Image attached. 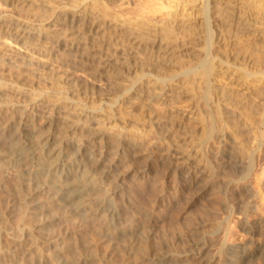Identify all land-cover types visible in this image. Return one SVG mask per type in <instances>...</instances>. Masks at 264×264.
Returning <instances> with one entry per match:
<instances>
[{"label": "bare ground", "instance_id": "6f19581e", "mask_svg": "<svg viewBox=\"0 0 264 264\" xmlns=\"http://www.w3.org/2000/svg\"><path fill=\"white\" fill-rule=\"evenodd\" d=\"M0 1L18 13L0 10V37L28 52L22 59L0 54V259L264 263V162L248 187H232L238 242L225 244V226L215 243L193 237L181 253L156 249L144 257L139 250L152 228L114 200L126 171L153 154L168 170L185 173L181 187L199 184L207 171L202 148L223 127L242 137L235 149L252 140L264 148L263 89L250 83L234 93L215 83L264 82V42L258 47L242 38L249 29L243 9L264 15L260 0ZM241 52L255 69L228 61ZM255 128L261 131L251 136ZM223 152L233 170L246 163L239 150ZM71 221L75 226H66Z\"/></svg>", "mask_w": 264, "mask_h": 264}, {"label": "rangeland", "instance_id": "374dc122", "mask_svg": "<svg viewBox=\"0 0 264 264\" xmlns=\"http://www.w3.org/2000/svg\"><path fill=\"white\" fill-rule=\"evenodd\" d=\"M260 2L264 8V0H260ZM255 9L251 6L248 10L243 9L241 16L248 23L249 29L248 35L242 36V38L248 40L243 39L244 44L248 42V44L252 43L254 46L259 47V42L260 44L264 42V15L260 14L256 17L252 14ZM0 10L11 16H18L17 11L2 4L1 1ZM9 47L15 49V51L9 49ZM4 51L9 53L10 56L15 55L17 59H22L19 56L28 53L20 47V42L16 43L13 39L0 37V54ZM213 53L217 54V52ZM243 53L241 52L235 59L228 57V61L236 65L240 64L246 70L252 71L255 69V65L252 64L251 60L249 62L247 58L240 57ZM262 54L264 55V50ZM258 69H260L259 66L256 67V70ZM10 78L16 82L19 79L14 72H12ZM242 78L234 81L233 77L231 79L224 77L217 79L215 83L220 89L225 87L228 90L230 88L229 91L234 93L248 90V84L252 83L263 89L260 96L264 98V82H255L256 80L248 77ZM177 103L185 105L189 102L180 100ZM207 108L211 111L213 106ZM218 108L222 110L221 106ZM245 108L247 111L248 103ZM228 128L223 127L226 130L222 131L221 137L213 135L203 146L202 154L207 171L203 179H199V184L181 187L184 184L181 182H185V173H180L181 170L175 168L168 170L162 162L163 159L160 161L157 154H153L151 158L146 159L141 164L132 165L130 171H126L122 176L121 190L114 197L115 203L119 205L124 213L136 218V221L140 223L149 225L153 230L152 238L145 244L143 241L142 248L139 250L143 252L144 257L149 256L156 249L165 250L171 254L181 253L192 247L190 240L193 237L202 236L206 240L215 243L218 240L219 233H221L220 231L225 226L228 231L225 244L238 242L243 237L236 220L237 204L232 195V187H248L247 181L250 180L248 176L259 170L264 162V148L262 144L252 140L240 143L238 147L235 146V149L233 147L234 139L236 141V138H238L237 140L240 141L242 137L237 136L235 138L234 133L227 131ZM260 131L261 128H255L250 135H257ZM148 138L150 140L157 139L154 133H150ZM237 150L243 152L246 163L239 170H233L223 162L222 157L227 155L223 151L234 155ZM145 163L149 165L146 171L143 170ZM202 187H206L205 191L200 192ZM248 218H253L249 212ZM75 224V221H71L66 226L73 227ZM94 237L102 239L100 234ZM95 251L101 253L103 249L100 247L96 248ZM25 257L32 258L31 256ZM122 258L123 255H118L116 260L121 261ZM173 262L170 261L169 263ZM0 264H6L4 258L0 259ZM192 264L197 263L193 260Z\"/></svg>", "mask_w": 264, "mask_h": 264}]
</instances>
